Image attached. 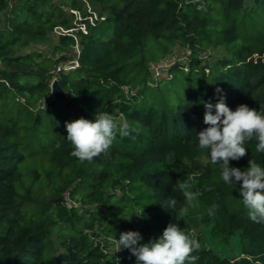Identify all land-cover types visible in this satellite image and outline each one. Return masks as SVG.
<instances>
[{"label":"trees","instance_id":"trees-1","mask_svg":"<svg viewBox=\"0 0 264 264\" xmlns=\"http://www.w3.org/2000/svg\"><path fill=\"white\" fill-rule=\"evenodd\" d=\"M2 13L0 264H137L128 249L111 252L113 238L135 231L145 244L169 224L199 242L195 264H264V224L250 219L242 182L225 184L219 164L203 163L197 139L205 102L264 106V0H0ZM178 44L188 62L173 60L157 80L155 63ZM218 46L229 56L202 63ZM55 78L65 97L54 96ZM102 111L130 135L80 162L65 124ZM256 144L229 166L264 167ZM177 181L200 193L187 215Z\"/></svg>","mask_w":264,"mask_h":264},{"label":"clouds","instance_id":"clouds-1","mask_svg":"<svg viewBox=\"0 0 264 264\" xmlns=\"http://www.w3.org/2000/svg\"><path fill=\"white\" fill-rule=\"evenodd\" d=\"M217 93L221 90L217 89ZM203 122L206 128L197 133L198 148L207 150L212 164L221 167V179L225 184L236 186L240 183L239 195L242 203L249 211L253 222L264 224V167L249 160L245 170L230 167V161H239L247 155L246 141L256 139V151L264 153V106L260 111L241 104L233 111L225 103L224 96L218 102L204 103ZM215 108V114L212 109ZM67 141L73 147L71 156L80 162H91L100 155H108L117 133L121 137L130 135L127 122H117L108 112H97L94 122L83 117L66 122ZM183 192L185 205L179 210L180 215H187L190 208L196 207L199 192L190 190V184L177 181ZM172 206L176 201L173 200ZM216 205L208 210L214 215ZM139 232L128 231L120 234L119 239L113 238L115 253L128 249L136 257L137 264H195L198 257L193 256L199 250V242L190 233L181 230L176 224H169L160 238L141 244Z\"/></svg>","mask_w":264,"mask_h":264},{"label":"rangeland","instance_id":"rangeland-1","mask_svg":"<svg viewBox=\"0 0 264 264\" xmlns=\"http://www.w3.org/2000/svg\"><path fill=\"white\" fill-rule=\"evenodd\" d=\"M65 1L66 0H53L55 6H62V7L65 6ZM85 1H87V0H85ZM248 3L251 4V1H249ZM87 7L89 8V10L92 9V7L89 3H87ZM46 8H48V7H46ZM73 11L75 12V14H77L78 18L80 19L81 13L77 10H73ZM6 24H7V16L5 15V13H2V14H0V29L2 27H4ZM38 48L47 50V47L44 44L38 46ZM47 52H49V51H47ZM189 55H190L189 47L187 45L178 44V45L174 46L173 51L169 56H167L162 61L155 63L154 66L160 67L159 70H161L162 67L169 65L171 62H173V60H176V59H179L181 62L185 63V62H188V56ZM203 56L204 57H203L202 63H206V62L212 63L217 58H222L223 56H229V53L223 47L218 46V47L210 48L208 50V52L204 53ZM161 76L162 75H157L155 72L154 78H157V80H158V78H161ZM209 160H210V158H209L208 153L201 157V161L203 163H206ZM110 250L112 253H115V251H116L115 245H111ZM115 254H118V252H116Z\"/></svg>","mask_w":264,"mask_h":264},{"label":"water","instance_id":"water-1","mask_svg":"<svg viewBox=\"0 0 264 264\" xmlns=\"http://www.w3.org/2000/svg\"><path fill=\"white\" fill-rule=\"evenodd\" d=\"M76 65H77V62L73 60V61L68 62L66 64V67L70 68ZM51 87H52V92L55 97H65L66 96V93L57 78H55L52 81Z\"/></svg>","mask_w":264,"mask_h":264},{"label":"built area","instance_id":"built-area-1","mask_svg":"<svg viewBox=\"0 0 264 264\" xmlns=\"http://www.w3.org/2000/svg\"><path fill=\"white\" fill-rule=\"evenodd\" d=\"M159 69H160V67H156V66H155V72H156L157 75L160 74V70H159Z\"/></svg>","mask_w":264,"mask_h":264}]
</instances>
